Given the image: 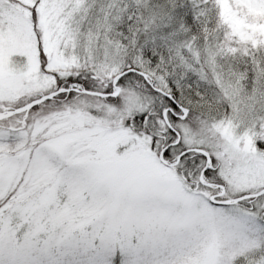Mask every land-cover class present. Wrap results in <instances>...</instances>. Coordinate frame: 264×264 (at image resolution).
Masks as SVG:
<instances>
[{
	"label": "snow or ice",
	"instance_id": "1",
	"mask_svg": "<svg viewBox=\"0 0 264 264\" xmlns=\"http://www.w3.org/2000/svg\"><path fill=\"white\" fill-rule=\"evenodd\" d=\"M0 264H264V0H0Z\"/></svg>",
	"mask_w": 264,
	"mask_h": 264
}]
</instances>
